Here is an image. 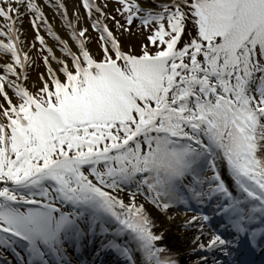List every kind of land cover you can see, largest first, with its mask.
I'll list each match as a JSON object with an SVG mask.
<instances>
[{
    "label": "snow or ice",
    "instance_id": "6c2138e0",
    "mask_svg": "<svg viewBox=\"0 0 264 264\" xmlns=\"http://www.w3.org/2000/svg\"><path fill=\"white\" fill-rule=\"evenodd\" d=\"M256 252L264 0H0V264Z\"/></svg>",
    "mask_w": 264,
    "mask_h": 264
},
{
    "label": "bare ground",
    "instance_id": "6f19581e",
    "mask_svg": "<svg viewBox=\"0 0 264 264\" xmlns=\"http://www.w3.org/2000/svg\"><path fill=\"white\" fill-rule=\"evenodd\" d=\"M67 5L69 7V10L71 11L73 5L76 3V0H66ZM61 25L57 23L56 28L62 36H64V32L61 31ZM70 40V37H65ZM93 51V50H92ZM57 54H59L57 52ZM42 70V69H41ZM31 76L35 78L37 74H35L34 71H32ZM156 227L161 231L164 232L167 237V245L172 248L177 247V240L176 235L172 234V228L174 227L173 222L168 221L166 218H157L156 219Z\"/></svg>",
    "mask_w": 264,
    "mask_h": 264
},
{
    "label": "rangeland",
    "instance_id": "374dc122",
    "mask_svg": "<svg viewBox=\"0 0 264 264\" xmlns=\"http://www.w3.org/2000/svg\"><path fill=\"white\" fill-rule=\"evenodd\" d=\"M109 11H111V9H109ZM90 35L92 37L90 48H92V50L95 51L96 47H97V38H96V35L94 33L92 34V32H90ZM125 50H127V45H125ZM133 50L135 51V48ZM41 69H42L41 65L38 64V67L35 68L36 72L34 71L35 74H38L41 71ZM159 218H165V217L160 216ZM180 231H182V230L177 229L175 226L172 228V234H174L176 236L179 234Z\"/></svg>",
    "mask_w": 264,
    "mask_h": 264
}]
</instances>
